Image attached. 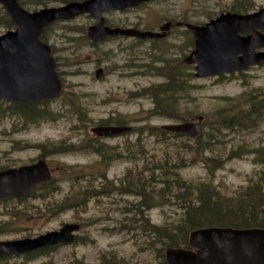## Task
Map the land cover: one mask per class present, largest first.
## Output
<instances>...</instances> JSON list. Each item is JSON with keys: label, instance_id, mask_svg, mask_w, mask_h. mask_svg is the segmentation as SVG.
<instances>
[{"label": "rangeland", "instance_id": "obj_1", "mask_svg": "<svg viewBox=\"0 0 264 264\" xmlns=\"http://www.w3.org/2000/svg\"><path fill=\"white\" fill-rule=\"evenodd\" d=\"M23 1L29 11L61 4ZM238 5H249L250 10L240 12L249 13L264 7V0H152L133 9L105 13L107 24L113 27L160 31L161 25L172 21L168 36L160 40L109 37L94 45L87 33L95 23L89 14L45 30L42 40L52 48L64 84L62 98L47 102L44 108L54 114L48 121L33 124L20 114L0 115V169L44 157L53 179L31 199L0 201V241L36 237L65 224H80L79 242L35 257L13 256L0 264H75L76 260L100 264L104 254H115L123 264H161L153 249L159 245L147 246L158 238L144 235L140 222L134 226L126 223L133 215L128 213L131 203L160 199L145 213L146 218L155 226L175 224L184 217L180 199H198L199 185L212 187V196L218 192L216 195L229 198L224 201L232 202L252 181H264V120L255 128H244L247 124L223 129L218 116L232 105L238 112L264 100V64L223 77L189 78L186 91L174 102L179 120L154 114V98L147 94L148 88L165 81L155 74L164 64L182 73H195L194 65L184 63L194 49V35L185 26H176L177 22L203 25ZM2 9L0 5V35L6 32ZM99 67L105 72L101 79L95 77ZM72 99L81 114L71 107ZM201 115L203 151H191L196 140L188 136L136 131L147 124L158 128L182 119L197 121ZM262 115L264 110L258 116L262 119ZM106 120L130 125L133 130L97 138L108 154L104 160L108 164H101L103 158L86 150V145L96 139L91 129ZM178 162L182 167L174 164ZM162 169L168 171L167 180H172L173 171L194 192L175 187L164 190ZM73 199L87 200L76 208L69 206ZM162 199L167 202L164 206Z\"/></svg>", "mask_w": 264, "mask_h": 264}, {"label": "water", "instance_id": "obj_2", "mask_svg": "<svg viewBox=\"0 0 264 264\" xmlns=\"http://www.w3.org/2000/svg\"><path fill=\"white\" fill-rule=\"evenodd\" d=\"M149 0H84L35 11L25 9L18 0H0L15 26L0 36V99L23 103L56 99L63 83L56 71L51 47L41 41L43 30L58 20H69L90 14L96 20L88 35L93 43L106 36L133 35L141 38L166 36L171 22L161 26L163 32L112 28L105 24L104 13L135 7ZM195 35V49L185 58L196 64V76L243 71L264 62V8L248 14L226 12L204 25L187 23ZM252 32L241 36V33ZM96 76H103L98 69ZM202 120L165 126L195 137L202 131ZM126 126L98 125L92 128L97 136H113L130 130ZM51 177L44 160L35 164L0 172V197L24 195L31 188ZM78 224H65L35 238L0 242V256L31 251L37 248L70 243L75 240ZM165 264H264V228L206 227L189 235V248H168Z\"/></svg>", "mask_w": 264, "mask_h": 264}, {"label": "trees", "instance_id": "obj_3", "mask_svg": "<svg viewBox=\"0 0 264 264\" xmlns=\"http://www.w3.org/2000/svg\"><path fill=\"white\" fill-rule=\"evenodd\" d=\"M23 5L24 1L19 0ZM59 3L65 4L72 1H83V0H55ZM35 4H44L45 1H36ZM249 5H238L237 9L233 10L236 12L248 11L250 9ZM2 26L7 29L13 28V23L4 8L1 10ZM44 36V35H43ZM42 36V37H43ZM44 38V37H43ZM164 66L161 67L160 71L156 70V75L164 78V82L154 85L152 88L147 89V94L151 95L155 101L154 114L162 115L173 120H179V116L174 113V102L179 98V94L186 91L188 86L189 78H195L193 73H182L180 69L168 68ZM255 102H251L253 104ZM76 100L72 99L70 102L71 107L76 108V113L81 114L80 108L76 105ZM43 105V106H42ZM47 105L46 102H28L23 104L18 103H8L5 101H0V115L11 112L13 114H20L25 117V121L28 123L37 124L41 121H48L54 116L53 113L45 109ZM258 106V107H257ZM257 108V109H256ZM174 110V111H173ZM264 110V100L261 103L253 104L252 107L246 109H240L237 112L235 105L231 106V109L224 110L218 113V116L221 117V122L225 128H235L241 127L244 125H249L244 128H255L264 120V115L262 119L258 116ZM225 111H228L225 113ZM83 118H86L83 115ZM182 119V118H181ZM181 121H184L183 119ZM110 120L104 121L102 124H110ZM122 123V122H118ZM140 132H149V135L153 134H166L171 133L174 136H180L183 134L173 133L168 131L163 127H156L151 124H147L144 128L137 127L136 131ZM201 135L196 137V146L191 147V151H203V141L200 139ZM100 140H89L86 145V150L90 153H97L100 158H103V163L108 164L107 161H104L108 158L107 150L103 147V143L99 142ZM139 146H142L141 144ZM194 148V149H193ZM115 155H113L114 158ZM220 162V161H219ZM167 164V161H166ZM182 165L178 163H174ZM161 180L163 181L165 187L164 190L171 188H185L186 191L194 192L195 188H192L190 185H184L181 182L179 176L173 171L170 173L172 180L169 181L166 179L168 171L162 169ZM156 178V177H152ZM139 180L138 182H140ZM48 184V183H47ZM42 184L41 186H43ZM105 185L102 190L106 188ZM145 187V185H143ZM41 187H35L34 191L40 189ZM210 189V188H209ZM205 184L199 185L196 187L198 199H180L183 203L184 217L178 220L177 223L164 224L155 226L153 225L145 216V213L153 205H157L160 199H139L137 202L131 203V210L129 209L128 213H132V217L128 218L127 224H132L133 226L140 222L141 229L144 235L151 238L153 236L157 237L158 240L154 239L153 243H147L149 248H153L156 245H159L158 248H153L156 252V257L164 264L165 252L169 247H189V233L197 228L201 227H236V228H251L258 227L264 228V181L259 180L252 181L251 184L245 189V191L239 193L237 197L231 198L234 201H224L219 195L212 196V187L209 190ZM128 190L132 191L128 187ZM101 193V192H100ZM99 193V194H100ZM89 195L87 196V198ZM70 200V199H69ZM87 199H73L69 206L78 208L86 202ZM161 205H166V199H162ZM129 207V206H128ZM122 228V227H121ZM121 230V229H120ZM149 238V239H150ZM149 241V240H148ZM79 242L77 239L76 243ZM54 247L35 251L34 257L43 255V252L46 250L52 251ZM124 261H118L117 256L112 254L109 257L107 254H104L100 264H123ZM75 264H84L82 261L76 260Z\"/></svg>", "mask_w": 264, "mask_h": 264}, {"label": "flooded vegetation", "instance_id": "obj_4", "mask_svg": "<svg viewBox=\"0 0 264 264\" xmlns=\"http://www.w3.org/2000/svg\"><path fill=\"white\" fill-rule=\"evenodd\" d=\"M38 159H40V158H38ZM37 159V160H38ZM33 163V162H32ZM29 164V163H28ZM21 166V165H20ZM20 166H17V167H20ZM11 168V167H10ZM5 169H7V168H5ZM5 169H0V170H5ZM32 196H33V194H32V191L31 192H29V194H24V195H17V196H11V197H3V198H0V201H2V202H4V201H9V200H17V201H23V200H26V199H31L32 198ZM27 237H29V236H27ZM25 238V237H24ZM19 239H22V238H19ZM14 240H16V239H14ZM0 242H2V241H0ZM17 255H24L25 257H32V252H29V253H26V254H16V255H12V256H4V257H0V260L2 261V260H8V259H10L11 257H13V256H17Z\"/></svg>", "mask_w": 264, "mask_h": 264}]
</instances>
